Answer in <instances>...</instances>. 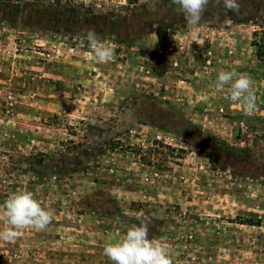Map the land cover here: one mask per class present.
I'll return each mask as SVG.
<instances>
[{
	"label": "rangeland",
	"instance_id": "1",
	"mask_svg": "<svg viewBox=\"0 0 264 264\" xmlns=\"http://www.w3.org/2000/svg\"><path fill=\"white\" fill-rule=\"evenodd\" d=\"M0 264H264V0H0Z\"/></svg>",
	"mask_w": 264,
	"mask_h": 264
}]
</instances>
